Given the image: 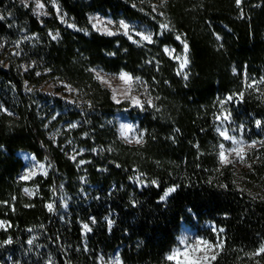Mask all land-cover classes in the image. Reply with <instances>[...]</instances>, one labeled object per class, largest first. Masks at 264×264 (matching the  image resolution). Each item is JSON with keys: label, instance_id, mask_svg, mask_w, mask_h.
I'll use <instances>...</instances> for the list:
<instances>
[{"label": "trees", "instance_id": "16d2710c", "mask_svg": "<svg viewBox=\"0 0 264 264\" xmlns=\"http://www.w3.org/2000/svg\"><path fill=\"white\" fill-rule=\"evenodd\" d=\"M44 2L38 20L0 0V264H174L183 225L223 244L211 264H264V141L236 171L216 132L231 113L264 136V0H57L71 28ZM92 13L146 25L154 43L99 34ZM164 47L185 53L183 72ZM96 70L138 77L153 106L115 104ZM47 79L73 103L37 89ZM118 114L140 143L118 136ZM30 155L38 169L22 179Z\"/></svg>", "mask_w": 264, "mask_h": 264}, {"label": "rangeland", "instance_id": "374dc122", "mask_svg": "<svg viewBox=\"0 0 264 264\" xmlns=\"http://www.w3.org/2000/svg\"><path fill=\"white\" fill-rule=\"evenodd\" d=\"M17 5L21 6L24 10H28L36 19L41 20L42 18L46 17L48 15V5L44 2V0H40V3H42L44 5V8L41 9L40 11L45 13L44 15H37L35 10L36 7V0H28V6L25 7L24 4L22 3V0H16ZM48 4L49 6H51L57 15V18L64 23L65 25H70V23L67 22V19L65 18L64 13H62L61 8L59 6V4L57 3V0H48ZM99 17L101 20H103L105 23L104 24H100L99 28L103 29L104 27H107L110 31L114 32V35L111 36H115L116 34H123V29H121L119 27V22L123 19H114L108 15H102L99 13H92L88 16L89 19V24L92 28L93 31L97 32V33H102V31H98L96 28L93 27V23H95V18ZM113 21V23L111 25L107 24V21ZM124 22H126L127 24H129L130 28L132 29V33H130L132 35V39H129L128 36H126L128 38L129 41L133 42V40L137 41L136 44H145L147 43L146 41H142L140 40V37L135 35V32H143L145 35H152L153 38V33L152 31H150V29L145 25H142L138 22L135 21H126L123 20ZM71 28V27H70ZM107 35V34H104ZM109 36V35H107ZM165 49H168V51H165ZM164 52L169 56V57H173L174 60H177L179 63V69L181 72H183L187 66L188 63L181 68V64L183 62V60L185 59V53H180V54H175L174 56V51L172 48L170 47H164L163 48ZM188 61V59H187ZM22 69L23 71H26L27 69L32 67V64H26V63H21ZM100 73L101 75L104 76V78L106 80H108V83H102L101 80L98 79V81L105 86L109 91H110V95H111V99L112 101L117 104V103H126L128 108L132 109V108H140L138 106H136L133 101H132V97H136L137 99H139L141 101V103H144L145 100L149 99L146 90L143 87V84L140 83H136L135 82V78L133 77V82L131 83V85H126L124 84L122 81H120L118 79V76L121 72L124 71H120L116 74H109L107 72L104 71H98L96 70L94 72L95 77H97V73ZM41 89V92H45L48 94L53 95L54 97L58 98L61 97L63 100H65L68 103H73V100L76 98L77 96V92L72 88H70L69 86L65 85L64 83L60 82V81H56V80H52V79H47L45 81H43L40 86L37 89ZM131 89L129 94L126 96L124 95V92L128 89ZM115 90V92H114ZM115 95V99L113 98ZM261 96L262 99L264 100V90L261 91ZM119 101V102H117ZM226 116V114H222V116L220 117V119L218 120L217 124H216V132L220 135V137L223 139L224 143V150H225V155L227 157L228 160L232 161L231 163H222L225 165H232L234 167V169H236V171L242 169L243 167L245 168L247 166V162H246V158L247 155L252 151V149L258 147V145L260 144L261 141H264V136L263 138H252V139H248V137H251V132H249L248 127H245L244 125L240 124V125H235L234 122L230 120H223V117ZM65 122H62L59 124L57 129H54L52 131V134H58L60 129L59 127L62 126ZM116 123H117V133L118 136H120V138L127 144L129 145H133L135 143H137V140L141 139V135L138 132V127H137V121L136 120H131L121 114H118V116L116 117ZM76 125V123H73ZM72 124V125H73ZM121 125H130L131 129L127 132V138H125L124 136L121 135ZM68 128H73L71 126H67L66 129ZM232 129H236V131H232ZM227 130V134L231 137H233L236 141V143H233L232 139H224L223 136H221V131ZM242 148L243 149V160H240L235 153L231 152V149L233 148ZM220 148V147H219ZM221 151V148H220ZM219 151V153H220ZM74 152V151H73ZM79 154V153H78ZM77 153L72 155L70 154V157L73 159V157L75 158L77 155ZM28 163L22 173V177L27 175L29 173V171H33L35 172L38 168L36 165V161L34 159L33 155H30L28 157ZM219 161L220 160V155H219ZM30 177V176H29ZM28 177V178H29ZM60 203L63 207V215L67 213V208L69 206V198L67 196H64L63 194L60 196ZM2 226V224L0 223V227ZM88 232H86L83 228V234L86 235ZM177 244L176 246H174L171 251L169 252V255H173L174 252H177L178 254L174 256V258L172 259V261L174 262V264H211V256L212 255H217V250L218 248H213L212 251H209L207 249V247L203 244H199V241H207L209 244L212 245H216L215 243L213 244L212 242H209L207 239H205L204 237H202L201 235H198L196 233V231L194 229H191L185 225L182 226L179 235L177 237ZM113 262H115V259L113 260Z\"/></svg>", "mask_w": 264, "mask_h": 264}, {"label": "snow or ice", "instance_id": "6c2138e0", "mask_svg": "<svg viewBox=\"0 0 264 264\" xmlns=\"http://www.w3.org/2000/svg\"><path fill=\"white\" fill-rule=\"evenodd\" d=\"M162 2H166V0H162ZM236 2H237V4L239 5V4L241 3V0H236ZM22 3L24 4L25 7L28 6V0H22ZM43 8H44V5H43L42 3H40V0H36V7H35V10H34V11L36 12L37 15H44V14H45V13H43V12L40 11V10L43 9ZM154 10H155V9H154ZM3 19H4V17H3V16H0V20H3ZM95 21H96V22L93 23V27L96 28L98 31H102L103 34H107V35H109V36L115 34L114 32L110 31L107 27H104L103 29H100V28H99V25H100V24H104V23H105V22H104L103 20H101L99 17H96V18H95ZM112 23H113V21H111V20L107 21V24H108V25H111ZM69 27H73V25L70 24ZM119 27H120L121 29H123V34H124V35L128 36L129 39H132V35L130 34V33H132V29L130 28L129 24H127L126 22H124L123 20H121V21L119 22ZM161 27L164 28V29H167L168 26L165 24V25H162ZM134 34L137 35V36H139V37H140V40H142V41H146L147 43H154V40H153L151 34H149V35H145L143 32H135ZM57 35H58V34H57ZM55 38H56V37L53 36V39H55ZM177 39H180V37H177ZM218 39H219V37H218ZM133 43H137V41L133 40ZM184 49H185V52H187V49H188V45H187V43H184ZM165 51H168V49H165ZM187 63H188V61H187V58L185 57V59L183 60V62H182V64H181V68H183ZM178 74H179V73H178ZM184 78L187 79V75H186V74H185ZM97 79L101 80L102 83H106V84L108 83V80H106V79L104 78V76L101 75L99 72L97 73ZM118 79H119L120 81H122V82H123L124 84H126V85H131V83L133 82V77H132L130 74L125 73V72H121V73L119 74V76H118ZM135 82H136V83H140V80H139L138 77L135 78ZM130 90H131L130 88H129L128 90H126V91L124 92V95L127 96V95L129 94ZM145 90H147V86H146V85H145ZM114 92H115V90H114ZM113 98L115 99V95H114ZM227 100H228V101H231V100H232V97L229 96V97L227 98ZM132 101H133V103H134L136 106H138V107H140V108H142V109H143V107H144V103H146V104H147L148 106H150V107L153 106V105H152V101H151V99H147V100L144 101V103H141V101H140L139 99H137L136 97H132ZM117 102H119V101H117ZM222 103H224V102L222 101ZM230 116H231V113H229L228 115L224 116V117H223V120H230ZM256 124H257L258 127L261 126V122H260V121H256ZM71 127H76V125L73 124V125H71ZM130 129H131V126H130V125H121V135L124 136L125 138H127V132H128ZM232 131H236V129H232ZM220 134H221V136L224 137V139H226V140H228V139H232V140H233V143H236L235 139L227 134V130L221 131ZM136 142H137V143H140L141 140H137ZM220 148H221V151H220L219 155H220L221 163H231L232 161L228 160L227 157H226V155H225L224 145L221 144V145H220ZM231 152H232V153H235V155H236L240 160H243V159H244V157H243V149H242V148H239V147H237V148H233V149H231ZM73 159H75V158L73 157ZM81 163H83V161H81ZM39 167H40L41 169H43L44 166H43V165H40ZM34 174H35V173H34L33 171L30 170L29 173H28L27 175H25V176H23V177H21V178H22V179H28L29 176L34 175ZM153 183H155V181H153ZM25 191H28V190L25 189ZM175 191H176V187H171V188H169V189L164 193V196L161 197V199L163 200L164 198L168 197L171 193H173V192H175ZM48 209H49V211H52V210H53V205H52V204H49V205H48ZM95 222H96V221H95V219L93 218V219H92V223H95ZM108 223H109V225H111L112 221H108ZM83 228H84V230H85L86 232L91 231V228L89 227L88 224H84V225H83ZM220 231H223V229H221ZM32 242H33L32 240H29V241H28L29 244H32ZM7 243H11V240L7 241ZM199 244H203V245H205L209 251H212L214 247H215V248H222V247H223V244H222V243L216 244V245L214 246V245H212V244H209L207 241H199V242H198V245H199ZM260 252H264V246L261 247ZM177 254H178L177 252H174L173 255L168 256L167 259H168V260H172V259L174 258V256L177 255ZM217 254H218V253H217ZM257 254H259V253H257ZM211 259H212V260H215V259H216V255H212V256H211ZM116 264H121L120 259H119L118 256L116 257Z\"/></svg>", "mask_w": 264, "mask_h": 264}]
</instances>
